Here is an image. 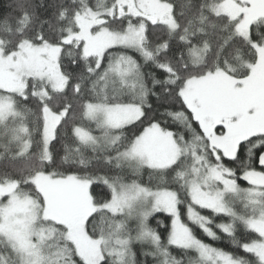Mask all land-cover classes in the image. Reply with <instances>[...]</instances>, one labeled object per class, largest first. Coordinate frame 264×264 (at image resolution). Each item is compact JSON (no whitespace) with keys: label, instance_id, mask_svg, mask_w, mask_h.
<instances>
[{"label":"snow or ice","instance_id":"obj_1","mask_svg":"<svg viewBox=\"0 0 264 264\" xmlns=\"http://www.w3.org/2000/svg\"><path fill=\"white\" fill-rule=\"evenodd\" d=\"M149 258L264 264V0H11L0 264Z\"/></svg>","mask_w":264,"mask_h":264},{"label":"trees","instance_id":"obj_2","mask_svg":"<svg viewBox=\"0 0 264 264\" xmlns=\"http://www.w3.org/2000/svg\"><path fill=\"white\" fill-rule=\"evenodd\" d=\"M11 2V0H0V16H2L7 10H8V4ZM77 123H83L85 124V126H89L88 122L86 121H80L77 120ZM63 139L61 140V142L59 144H57V151L60 153V155L62 156L64 154V146L68 145L69 147L74 146V141L71 135L70 130L66 129L64 133H62ZM227 163V161H225ZM229 166L231 167H237V165L235 164H230ZM144 182L147 183V176H144ZM239 183H241V185L243 186H248L247 182L245 181H238ZM181 212L182 215L185 217V210L182 206L181 208ZM202 214L204 215H210V212H208L207 210H203ZM225 220L227 218H224ZM157 221L160 222V227H159V231H161L162 233H164L166 235V230L170 229L171 226V217L169 216V214L167 213H157L155 214V217L153 219L150 220V223L152 224V227H157ZM217 222H220V220L218 219ZM191 225V224H190ZM192 226V225H191ZM194 231L196 233V235L204 240L206 243L212 244L214 247L223 249L225 251H229V252H235L239 255H245L242 251L238 250L237 248H235L229 241L228 237L223 234L220 233L221 235V239L218 241H213L212 239L206 237L203 232L199 229V228H194ZM238 237L240 239H245L246 238V232L243 228L239 229L238 231ZM136 249L138 250V259L143 261L144 257L142 254L139 253V246H136ZM173 252V255H177L180 256L181 253L176 250L175 248L171 249ZM189 258H195V253H188L186 256L183 257V259L185 260V262H187V260ZM149 264H151V258H149Z\"/></svg>","mask_w":264,"mask_h":264},{"label":"rangeland","instance_id":"obj_3","mask_svg":"<svg viewBox=\"0 0 264 264\" xmlns=\"http://www.w3.org/2000/svg\"><path fill=\"white\" fill-rule=\"evenodd\" d=\"M238 183H239V182H238ZM240 185H241V183H240ZM248 186H249V185H248ZM248 186H243V185H241V187H248ZM184 215H185V217L182 215V219H183L186 223H189V226H191V225H190V222L187 221L186 211H185V214H184Z\"/></svg>","mask_w":264,"mask_h":264}]
</instances>
